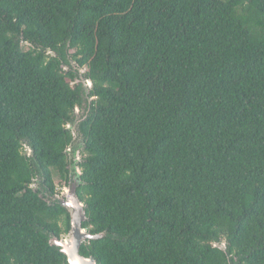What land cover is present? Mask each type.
<instances>
[{
    "label": "trees",
    "instance_id": "obj_1",
    "mask_svg": "<svg viewBox=\"0 0 264 264\" xmlns=\"http://www.w3.org/2000/svg\"><path fill=\"white\" fill-rule=\"evenodd\" d=\"M72 144L82 256L264 264V0H0V264H68Z\"/></svg>",
    "mask_w": 264,
    "mask_h": 264
},
{
    "label": "water",
    "instance_id": "obj_2",
    "mask_svg": "<svg viewBox=\"0 0 264 264\" xmlns=\"http://www.w3.org/2000/svg\"><path fill=\"white\" fill-rule=\"evenodd\" d=\"M54 56V55H53ZM70 65L75 67V64L70 61ZM69 67L65 66L64 69L68 70ZM82 71L79 70L80 81L83 84L86 95H88V83H85L81 78ZM78 112L75 110L74 114ZM75 121L73 126H68L73 133V142L76 140L77 133L75 130ZM72 148V149H71ZM71 148L67 150L69 154V166H68V183L65 188V195L63 198L57 197V203L66 211L69 217V230L65 235L66 238H55L51 236L49 238V244L59 248L60 252L66 257L68 264H95V260L92 257H84L80 254V247L82 244L95 241L102 238L103 234H90L86 229L82 227V224L86 222V206L79 200L76 190L81 185V172L77 167V164L81 161L79 158V152L81 147L77 144H72ZM73 150V153H70ZM31 155V151H29ZM215 248H218L222 252L227 251V247L224 243H215ZM230 257H228L229 259Z\"/></svg>",
    "mask_w": 264,
    "mask_h": 264
},
{
    "label": "rangeland",
    "instance_id": "obj_3",
    "mask_svg": "<svg viewBox=\"0 0 264 264\" xmlns=\"http://www.w3.org/2000/svg\"><path fill=\"white\" fill-rule=\"evenodd\" d=\"M82 156L83 154L80 152L78 157L81 158ZM53 179H54V185L58 193V197L63 198L65 195V188H66V186L64 185V182L58 177L57 174L53 175ZM62 238H66V236H62Z\"/></svg>",
    "mask_w": 264,
    "mask_h": 264
},
{
    "label": "flooded vegetation",
    "instance_id": "obj_4",
    "mask_svg": "<svg viewBox=\"0 0 264 264\" xmlns=\"http://www.w3.org/2000/svg\"><path fill=\"white\" fill-rule=\"evenodd\" d=\"M72 152V151H71Z\"/></svg>",
    "mask_w": 264,
    "mask_h": 264
}]
</instances>
